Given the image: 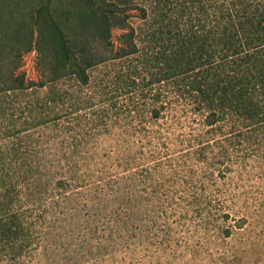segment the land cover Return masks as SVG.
I'll list each match as a JSON object with an SVG mask.
<instances>
[{"label":"trees","instance_id":"1","mask_svg":"<svg viewBox=\"0 0 264 264\" xmlns=\"http://www.w3.org/2000/svg\"><path fill=\"white\" fill-rule=\"evenodd\" d=\"M129 2L29 6L39 80L8 76L0 102L42 96L0 130V264L129 250L139 183L156 185L160 215L197 199L221 222L264 184V0H140L136 17ZM233 220L226 237L249 221Z\"/></svg>","mask_w":264,"mask_h":264},{"label":"rangeland","instance_id":"2","mask_svg":"<svg viewBox=\"0 0 264 264\" xmlns=\"http://www.w3.org/2000/svg\"><path fill=\"white\" fill-rule=\"evenodd\" d=\"M130 1L125 9L127 14L136 17L140 13V0ZM32 2L35 0H0V84L3 87L8 76L18 74H23L26 82L39 80L37 47L41 19L38 7H29ZM75 10L79 12L78 7ZM134 19L136 23V18H131ZM118 33L113 32L114 35ZM7 93L0 102L3 110L0 130L9 131L13 127L20 128V124L34 113L33 104L42 94ZM34 131L37 137V129ZM155 188L152 180L145 185L138 184L134 245L129 250H117L114 255L104 257L101 253L95 263L90 260L94 255L87 253L77 264H264V184L253 180L246 183L245 195L238 203V208L246 210L242 212L245 214L231 215L232 220L227 222L216 217L204 220L197 199H178L176 210L160 215ZM241 215L248 218V224L234 229L226 237L221 232L222 227L233 224V219ZM38 264L58 263L51 257Z\"/></svg>","mask_w":264,"mask_h":264}]
</instances>
